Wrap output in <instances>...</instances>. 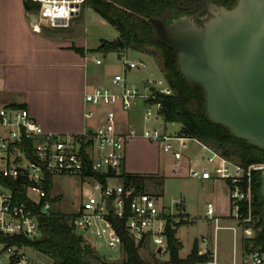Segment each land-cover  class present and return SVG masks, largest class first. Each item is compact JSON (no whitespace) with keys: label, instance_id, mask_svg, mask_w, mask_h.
Masks as SVG:
<instances>
[{"label":"built area","instance_id":"obj_1","mask_svg":"<svg viewBox=\"0 0 264 264\" xmlns=\"http://www.w3.org/2000/svg\"><path fill=\"white\" fill-rule=\"evenodd\" d=\"M38 4L37 9L27 10L31 26L35 31L44 27L66 28L79 17L88 0H32ZM123 72L114 77L113 86L97 85L85 92L87 119L99 116L105 110V121L95 128L82 132H54L46 130L34 120L24 106H0V264H35L26 251L32 247L25 240H36L41 234L40 219L50 214L52 209V191L46 187L49 178L57 175L84 176L94 180L96 193L90 194L80 206L74 225L75 230L84 237L104 238L112 249L122 251V242L108 215L126 216L127 229L136 241L145 238L154 248L160 259L169 258L168 221L176 218L173 208L168 210L159 206L155 195L135 186L127 187L123 182L112 183L123 173L126 148L132 133L120 131L116 124L114 108L130 111L141 100L145 106L155 105L144 112L145 121L151 122L144 128L143 136L158 142L175 161L173 172L188 173L190 177L207 181L218 179L229 186L231 213L229 218L234 225L223 226L217 216L215 204L209 202L206 218L213 222L215 231L229 228L245 240L255 236L252 203L254 198V174L264 172V162L248 166L223 154L212 145L197 138L177 133H168L165 128L156 125L161 117L165 118L160 94H171L173 88L165 76L150 82H144V89L129 85L126 72L132 68H147L144 59H129L122 54ZM96 64L103 60L94 57ZM146 82H150L147 85ZM116 88H120L117 90ZM201 145L202 152L189 157V165L184 166L189 142ZM113 170L116 175L107 173ZM96 172L106 175V184L91 175ZM25 193L26 198L19 197ZM107 198L115 207L113 212L107 208ZM179 210L184 209V200L176 201ZM201 254L215 252L210 249L209 239L202 238ZM250 256L248 264H264V254L258 250L246 251ZM216 263L211 258L204 264ZM236 264V263H234Z\"/></svg>","mask_w":264,"mask_h":264},{"label":"trees","instance_id":"obj_2","mask_svg":"<svg viewBox=\"0 0 264 264\" xmlns=\"http://www.w3.org/2000/svg\"><path fill=\"white\" fill-rule=\"evenodd\" d=\"M207 2L227 7H234L237 4V0H88L87 5L115 27L124 43V47H121L118 40H103L98 47L100 51L107 53L132 49L136 52H147L150 48L154 49L164 76L173 88V93L159 95V100L163 103L162 113L166 121L181 125L179 134L212 145L226 156L246 166L262 163L263 149L236 137L226 126L209 118L204 87L182 74L178 50L158 38L155 26L150 21L151 17L170 22L182 15H193ZM24 6L27 10L38 8V4L32 0H25ZM91 175L106 184V175L96 172H91ZM107 175H116V172L110 170ZM119 177L127 187L135 186L138 190H144L146 180L153 176L123 172ZM46 187L52 191V177L49 178ZM261 187L262 173L256 172L253 181V222L250 223L256 229V235L246 238L244 243L246 251L258 250L264 253V196ZM19 197L25 199V193L19 194ZM50 199L53 204L51 212L40 219L41 236L36 240L24 242L52 257L51 264H151L141 254V249L149 240L145 238L138 242L128 232L127 217L130 213L128 207L124 218L114 213L108 215L120 237L125 254L123 260L109 261L99 254L88 238L75 230L77 212L67 214L58 209L56 206L61 199L59 196ZM181 224L182 222L172 219L168 221L170 254L167 264H204L211 260L209 252L206 254L199 252L198 239L194 241L193 248L186 257L180 255L183 243L177 236V228Z\"/></svg>","mask_w":264,"mask_h":264},{"label":"rangeland","instance_id":"obj_3","mask_svg":"<svg viewBox=\"0 0 264 264\" xmlns=\"http://www.w3.org/2000/svg\"><path fill=\"white\" fill-rule=\"evenodd\" d=\"M21 13L22 10L20 11L19 9L18 0H0V40L3 45L5 44L10 47L14 44L19 48L22 47L21 49H26L28 44L33 46V43H35L33 39L31 41L28 40L25 35ZM43 35L51 39L67 40L71 43L85 45L87 48H90L91 50H89L90 53L88 54L91 64L90 68L96 70L95 74L99 78L101 77L109 82H113L115 75L123 72V60L118 56L116 51L106 53L98 49L103 40H118L120 33L110 22L88 5L83 8L81 15L74 19L71 26L66 28L45 27ZM123 53L129 59H144L148 63L147 68H132L127 70L126 79L129 85H135L142 90L145 87L144 82L146 80L153 82L163 78L164 73L154 54L153 48H150L147 52H136L132 49H126ZM33 57L43 60L41 56L33 55ZM94 57L102 58L103 63L96 64L93 60ZM93 69H91V72H93ZM109 85L113 86V84ZM116 89L120 90V88ZM148 107L154 111L156 110L155 105L145 106L139 100L137 105L130 110L129 114H122L124 119H127V116H129L132 125L141 132L130 141L126 162L128 167H133L134 165L145 167L147 170L150 168L159 169L162 175V187L160 188L162 194L159 199V206H165L166 210L172 207L176 213V222H182L178 227L177 236L183 243L180 255L186 257L191 252L196 238L202 234L212 232V223L206 218V210L217 189L212 184L204 188L203 182L187 175L177 176L175 172H172L174 174H170L168 165L170 163L174 164V160L170 159L161 144L151 142L142 135V130L151 123L145 121L143 117V113ZM156 125L165 128L168 133H177L181 129L179 123L174 124L166 121L163 117L156 122ZM202 150L201 145L197 142H189L188 153L190 155L200 153ZM119 180H122L121 177L112 179V183L116 184ZM93 184L94 180L89 177L55 176L52 197H61L56 207L67 214L78 212L82 202L90 194L96 193ZM180 198L184 200V205H186V208L182 211L176 206V201ZM185 216L187 218H184ZM188 216L192 217L189 218ZM254 234L256 235V232ZM87 238H89L88 240L94 248L105 259L109 261L124 259L125 254L123 250L110 248L104 238L90 235ZM26 251L33 258L35 264H51L53 262L52 257L33 247L27 248ZM141 254L151 264H167L168 258H158L150 242L141 249Z\"/></svg>","mask_w":264,"mask_h":264},{"label":"crops","instance_id":"obj_4","mask_svg":"<svg viewBox=\"0 0 264 264\" xmlns=\"http://www.w3.org/2000/svg\"><path fill=\"white\" fill-rule=\"evenodd\" d=\"M24 1L18 0L19 9L22 10L21 19L24 24V32L28 40L33 39L35 43L33 46L28 44L26 49H21L22 47L19 48L14 44L10 47L3 45L0 40V106H24L28 109L30 116L49 131L82 132L95 128L105 121L106 109H102L98 117L87 119L85 116V92L97 85L110 86L109 84L114 83V79L113 82H109L104 78H99L95 74L96 70L90 68L91 64L88 59L90 48L67 40L51 39L43 35L44 29L35 31L31 26V18L24 6ZM124 50L116 51L119 57L124 54ZM33 55L41 56L43 60L35 59L36 57ZM114 111L118 129L127 134L132 133L126 148L127 155L130 141L141 132L132 125L129 116L127 119L123 118L122 114H129L130 111L122 110L119 105L114 108ZM143 131L144 129L142 135ZM166 153L170 159L174 160L168 152ZM200 153L190 155L187 151V158L184 160L185 168L189 165V157L198 156ZM174 164L168 165L170 174H174L172 173ZM123 172L153 176L146 180L143 189L155 195L159 204L162 194L160 189L162 175L159 169L150 168L147 170L145 167L134 165L128 167L125 159ZM183 175L189 176L187 172L177 174V176ZM199 181L203 182L204 188L212 184L217 189L210 202L215 204L216 214L221 218L220 223L223 226L234 225V220L229 218L231 206L228 184L218 179ZM118 182H122V180ZM219 188L220 190H218ZM161 208L166 209L165 206ZM211 223L212 232L196 238L199 241V248H203L201 241L203 237L209 239L208 247L215 252L212 259L216 262L210 264L250 263L251 259L246 252L244 239L241 235L238 234L235 239L234 232L229 228H221L216 232L214 223ZM222 231H224L223 234Z\"/></svg>","mask_w":264,"mask_h":264},{"label":"water","instance_id":"obj_5","mask_svg":"<svg viewBox=\"0 0 264 264\" xmlns=\"http://www.w3.org/2000/svg\"><path fill=\"white\" fill-rule=\"evenodd\" d=\"M207 9L210 16L150 21L178 50L182 74L204 87L209 118L264 150V0H238L231 8L207 2ZM107 208L115 209L110 198Z\"/></svg>","mask_w":264,"mask_h":264},{"label":"flooded vegetation","instance_id":"obj_6","mask_svg":"<svg viewBox=\"0 0 264 264\" xmlns=\"http://www.w3.org/2000/svg\"><path fill=\"white\" fill-rule=\"evenodd\" d=\"M238 2V0H237ZM231 8V7H230ZM195 14H200L202 16H205L207 14H209L208 16H210L211 14L209 13L208 9H207V3L204 7H202L198 12H196Z\"/></svg>","mask_w":264,"mask_h":264}]
</instances>
